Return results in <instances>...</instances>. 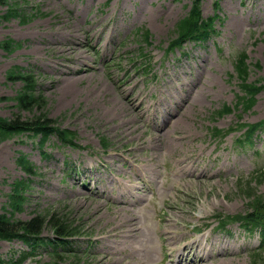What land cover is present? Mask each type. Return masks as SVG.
<instances>
[{
  "label": "rangeland",
  "instance_id": "374dc122",
  "mask_svg": "<svg viewBox=\"0 0 264 264\" xmlns=\"http://www.w3.org/2000/svg\"><path fill=\"white\" fill-rule=\"evenodd\" d=\"M28 1L40 4L43 11L52 14L22 24L14 17L9 21H2L0 17V41L11 38L21 44L10 52L0 48V116L9 117L14 112L12 101L6 97L14 95L21 85L19 82H6V70L14 65L32 70L37 78V91L45 94L46 105L42 110L56 119L54 125L75 131L77 142L85 149L62 146L52 135L43 145V151L48 154L43 158L36 139L17 136L0 142V206L6 201L15 179L24 176L15 162L17 151L22 152L35 165L37 175L31 177L30 203L16 217L25 220L36 213H47L42 231L44 236H52L56 219L76 224L77 230L81 231L78 233L80 238L72 246L77 257L59 251L58 260L62 264H103L96 235L100 236L105 231V220L110 216L107 212L97 216L95 211L100 208L92 198L101 189L95 188L96 183L102 182L103 193L108 195V199L100 206L105 208L110 204L109 200L118 195V189L110 184L111 178L133 177L129 165L122 159L127 157L126 150L132 148L130 146L137 138L132 131L136 116L125 103V98L127 95L140 96L143 105L152 102L153 98L159 99L154 102V109L147 111L149 124L143 126L146 134H153L156 125L162 123L163 115L169 116L191 87L201 93L198 95L200 100L188 108L190 125L196 133L195 140L194 133L188 140V147L195 144L198 152V147L208 144L198 159L202 166L208 165L209 171L217 167L219 170L205 186L194 183L183 186L179 184L181 176L171 173L174 152L164 155L159 151L158 172L151 175L150 182L154 194L148 191L137 207H131L138 216V225L144 230H149L148 224L157 227V215L168 214L163 207L168 202L176 203L181 207L180 211H189L194 216L200 211L215 215L245 209L246 196L240 192L236 182L239 177L246 179L264 169V129L254 138L252 145L240 149L233 143L238 132L221 142L210 137V115L223 104L231 105L235 101L238 81L229 75L234 73L236 52L244 49L248 53V62L252 65L250 81L264 77V0H221L225 21L218 25V35L206 44L188 43L170 53H166L165 48L174 37L175 22L187 12L191 0ZM107 1L109 3L106 4ZM20 2L29 13L30 8ZM212 2L203 0V14L212 12ZM6 8L0 3V15ZM140 26L149 30L151 45H145L133 35L134 29ZM145 51L152 56L149 74L141 56ZM256 61L261 68H253ZM77 67L87 70L74 72ZM256 97L253 108L242 113L244 121L264 118V90ZM123 103L132 118L124 127L120 125V115L116 114V107ZM237 113L225 114L215 124L220 128L236 126L239 121ZM22 114L28 116L26 111ZM169 132L164 134L163 141ZM101 140L108 141L105 150ZM179 148L183 149L182 146ZM135 152L138 158L145 159L149 149L143 147ZM107 153L113 156H107ZM251 185H256V182ZM174 186L179 187L182 194L186 193L183 200L176 199ZM253 191V188L248 190ZM257 193L264 194V175ZM176 213L180 214L179 211ZM53 215L54 218L51 217ZM182 218L192 220L187 214ZM199 224L187 222L188 233H192V227ZM228 228L234 231L233 238L227 234L220 235L224 242L242 246L239 254L244 260L239 264H255L251 254L262 251L264 242L260 241L257 233L249 234L236 225ZM153 238L156 255L148 264H167L165 245L158 236L153 235ZM202 242L205 243L204 240ZM22 249L25 246L19 241L0 240L2 257ZM48 249L39 247L36 254L23 264L51 261Z\"/></svg>",
  "mask_w": 264,
  "mask_h": 264
},
{
  "label": "trees",
  "instance_id": "16d2710c",
  "mask_svg": "<svg viewBox=\"0 0 264 264\" xmlns=\"http://www.w3.org/2000/svg\"><path fill=\"white\" fill-rule=\"evenodd\" d=\"M0 3L5 4L7 7L6 11L0 15L4 20H9L14 17L19 19V23L22 24L29 22L35 16L46 15V13L40 11L39 7L28 5L27 3H25V6L30 8V13H26L20 0H0ZM200 3L201 0H192L188 15L184 19L178 21L176 26L178 40L184 39V37H196L197 35H201L203 33H199L200 28L204 29L205 26H209L208 23L201 20L199 10ZM143 35L145 41H147L149 38L148 31L145 30ZM13 45L16 46V42L11 39L8 41H0V47L9 52L12 51L10 47H13ZM255 66L260 67L258 63H255ZM237 72L241 79V88L244 91V96L239 98L237 105L249 107L253 102L255 92L258 91L261 85L247 81L249 66L245 62V57L240 59ZM18 78L21 79L23 83L22 87L17 90L13 97H8L12 99V101H15L13 108H16L17 112H13L9 117L0 116V142L12 138L14 135L21 132L28 131L33 134H41L42 142L51 134H56L63 144L74 145L75 132L68 128L55 127V120L47 116V113L42 110L46 105V100L43 95L36 91L37 80L35 75L31 72L24 73L19 66H12L10 69H7L6 79L8 81L14 82V79ZM262 83H264V78H262ZM18 109L28 111L30 115L24 117ZM229 110L230 108L226 107L223 111L218 112L222 114ZM16 162L26 174L31 175L35 173L33 164L23 155H20ZM262 173L263 172H260L259 174L261 175ZM250 180H241L238 182V188L240 192L246 196L250 210L243 215H236L234 217L236 220L253 222L264 219V196L257 193V186L262 182V175L255 179L256 185H251ZM29 181V177L17 179L11 186V191L7 194V202L5 204L8 209L3 205L0 210V239L11 240L13 238H18L30 245L31 248H34L38 243L37 236L45 225L46 215H36L27 220H22L14 216L15 213L22 211L23 205L27 200L25 192L28 189ZM249 188H253L254 191L248 192ZM51 217L54 218L55 215ZM74 229V225L56 219L54 222L55 238L47 239V241H42V243L64 245L68 242L65 237L72 236L74 234ZM26 255L27 253H24L22 258ZM255 258L264 264V257Z\"/></svg>",
  "mask_w": 264,
  "mask_h": 264
},
{
  "label": "bare ground",
  "instance_id": "6f19581e",
  "mask_svg": "<svg viewBox=\"0 0 264 264\" xmlns=\"http://www.w3.org/2000/svg\"><path fill=\"white\" fill-rule=\"evenodd\" d=\"M73 71L75 72L77 69H73ZM66 72L70 71L67 70ZM194 99L196 101L200 100L197 95ZM135 100V97H130L128 104L133 105ZM116 109V114L120 115V125L122 127L132 121L124 103L121 106H117ZM136 111L141 113V109L136 108ZM186 117L185 108H180L177 117L169 121L170 132L163 142H159L155 135H148L146 138L142 137L139 141H136L135 145L148 147L151 150V156H148L147 161L144 163H140L138 157L129 155L133 162V173L139 179L138 182L141 183L140 190H149L148 180L151 179V175L154 172L158 171L157 163L153 159L160 150L162 153L168 151L174 152V173L177 175H186L182 181L184 186L192 180L193 175L196 173L201 180L208 182L214 176V172L219 170V168H216L213 171H208L207 165L199 168V160L195 156V150L188 147V140L191 139L193 131ZM163 120H166V117H163ZM137 129L138 126H134L132 131L136 132ZM180 146H186V150L179 151L178 148ZM198 152L202 153L203 149H200ZM136 178L126 176L123 180L112 181V184L119 189V195L115 198V208L113 210H107L111 219H106L105 222H110L111 225L100 235L102 247L107 251V254L101 256L102 262L108 261L109 258L117 254H123L122 264H144L142 261H134V259L139 260L144 254L147 258H151L156 254L152 235L160 232V228L153 230H150V228L149 230L142 229L138 225V220L128 205L131 196L135 193L132 188L136 185ZM167 208L170 209L169 217L165 220H158L159 222L164 221L163 232L161 234L162 238L160 239L165 241L167 251L171 253L179 247L177 245H171V243L177 242L178 232H180L179 229L172 230V223L177 222L174 211L179 210L181 207L175 203H167ZM95 214L100 217L101 209H97ZM186 238L187 240L185 238L182 239V241L184 240L187 243V245L182 247L183 249L186 248V250L181 252L172 264H183L182 260L185 255L190 256V261L184 264H228V261L233 260L234 248L237 243L224 242L221 236L214 235L213 240H211V247L205 249L199 236L195 237L190 233ZM136 242H138V245L135 244ZM125 244L128 248L127 251L123 248ZM213 246L217 250V255L210 256V249H213ZM189 249L192 251L198 250L201 255L196 254L191 256L188 252Z\"/></svg>",
  "mask_w": 264,
  "mask_h": 264
}]
</instances>
